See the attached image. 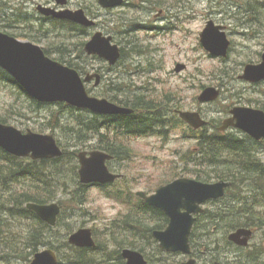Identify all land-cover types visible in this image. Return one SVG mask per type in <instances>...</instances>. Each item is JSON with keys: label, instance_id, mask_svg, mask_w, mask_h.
I'll return each instance as SVG.
<instances>
[{"label": "rangeland", "instance_id": "374dc122", "mask_svg": "<svg viewBox=\"0 0 264 264\" xmlns=\"http://www.w3.org/2000/svg\"><path fill=\"white\" fill-rule=\"evenodd\" d=\"M126 2V5L107 9L98 0H69L66 6L56 0H0L1 31L21 41L40 45L50 58L78 69L83 77L87 73H101V85L95 86V81L86 82L92 96L119 104L120 101L135 102L143 98V103L151 101L153 106H157L160 119H163L162 125L154 126L156 132L153 134L116 136L108 132L110 128L106 120L98 118V132L95 126L89 125L80 130L78 136L70 133L68 127L78 130L79 122L89 123L96 114L67 103H48L37 107L19 84L0 73V121L23 132L32 130L54 134L64 151L76 152L74 157L68 155L62 161L38 167L47 168L44 170L48 175L46 180L56 179L54 186L49 188L55 197L48 203L55 201L63 206L60 222L49 232L45 239L48 245L40 246L41 250L47 247L57 249L60 264H71L69 261L77 257H68L74 256L80 248L69 243V236L81 227H90L97 244L108 247L111 252H121L124 248L139 250L150 264L181 263L190 258H195L197 264H214L216 261L224 264H264V253L259 257L255 255L256 259L250 258L253 251H264V227H256L250 245L241 248L234 243L227 245L228 235L233 230L226 233L228 228L225 224L218 222V226H213V223L207 226L208 214L227 202L234 203L232 193L235 189L223 199L210 200L205 204L206 213L201 218L198 216L200 220L194 226L191 238L193 254L189 256L181 252L162 251L153 231L167 228L169 219L162 211L154 213L146 210L136 195L138 191L153 194L180 177L216 182L222 180L217 176L218 171L235 169L232 157H229L230 163L225 167L209 165L200 153L202 148L197 139L202 129L194 130L176 110L199 112L208 121L206 130L210 136L215 132H228L248 137L238 129L221 132L219 128L235 106L264 110V82L256 85L239 78L245 65L258 63L264 52V0ZM39 5L56 10L85 9L97 25L92 28L78 25L79 29L71 30L69 21L61 20L67 22L62 26L59 19L43 15L38 10ZM208 21L224 27L231 42L227 57L214 56L202 45L201 32ZM98 31L111 36L112 42L124 50L114 66L85 52V44ZM178 63L186 65L181 72L176 71ZM207 87L220 89L221 95L212 102L201 103L198 97ZM178 119L181 120L179 124L176 122ZM117 139L119 142H115ZM108 142L118 143L119 159L111 161L109 168L122 177L104 188L82 184L78 153L100 150ZM261 142L264 144V140ZM259 147L255 154L264 162V148ZM3 152V149L0 150V219L8 221L11 226L8 230L16 232L18 240L0 236V255L13 249L29 253V248L24 246L30 242L32 233H28L33 222L18 216L11 218L6 209H12L14 201L23 194L40 196L44 186H39L38 190L37 184L29 179L14 181L16 176L10 174V177L8 172L15 163L30 166L34 160L12 154H9L13 156L10 158ZM6 175L9 178H5ZM243 176L245 178L246 175ZM7 179L10 180L5 183ZM253 184L252 180H248L241 188L248 191L257 187ZM117 192L120 197L116 196ZM136 204L138 208L135 210ZM257 211H261L258 215H264V206ZM127 220L137 225L138 230H131ZM203 232L210 234L202 237ZM84 251L87 256L100 254L98 249ZM33 257L30 254L24 260L18 257L0 258V264H30ZM122 263L126 264L123 258Z\"/></svg>", "mask_w": 264, "mask_h": 264}, {"label": "water", "instance_id": "95a60500", "mask_svg": "<svg viewBox=\"0 0 264 264\" xmlns=\"http://www.w3.org/2000/svg\"><path fill=\"white\" fill-rule=\"evenodd\" d=\"M60 5H67L68 0H56ZM126 0H98L103 8H115L123 5ZM38 10L45 16L67 19L83 25L94 27L96 21L91 19L84 9H62L43 5ZM223 26L208 21L201 32V42L204 48L214 56L227 57L230 40L227 38ZM111 36L103 32H96L91 40L85 44V52L98 56L114 66L122 56L119 45L112 42ZM0 67L9 73L25 91L34 99L42 103H67L78 109H87L102 115H131L135 109L120 105L107 98L92 96L86 87V82L95 81L99 85L102 74L88 73L85 77L73 67L50 58L45 50L30 41H21L18 38L0 31ZM185 64L178 63L176 71L181 72ZM240 79L256 83L264 80V54L259 64L248 63ZM221 90L207 87L198 97L199 102H212L218 99ZM179 116L194 129L207 124L199 112L177 110ZM231 115L223 121L220 131L233 127L242 130L255 140L264 139V110L250 106H235L230 110ZM0 147L17 157L37 159H53L64 153L53 134L37 133L32 130L23 132L15 126L0 122ZM113 155L102 150L80 151V182L83 184H109L120 178V174L109 169L108 161ZM231 186L227 180L204 182L190 177H181L160 187L155 193L147 194L138 191L137 196L144 199L149 205L163 211L169 218L165 229L153 231L160 247L165 252H181L192 254L191 234L197 215L204 212L203 205L209 200H217L225 196L226 189ZM27 208L34 211L50 226L57 224L61 214L58 202L37 203L28 202ZM254 230L240 227L228 235L229 241L241 247H247L253 237ZM69 242L79 247H95L96 241L93 230L83 227L69 236ZM126 264H148L144 254L139 250L125 248L122 251ZM58 257L51 248H46L35 254L30 264H57ZM170 264H197L195 258L181 263ZM215 264H223L216 262Z\"/></svg>", "mask_w": 264, "mask_h": 264}, {"label": "trees", "instance_id": "16d2710c", "mask_svg": "<svg viewBox=\"0 0 264 264\" xmlns=\"http://www.w3.org/2000/svg\"><path fill=\"white\" fill-rule=\"evenodd\" d=\"M62 26H64L67 22L65 21H58ZM68 26L71 30H77L79 29L78 24H75L73 22H68ZM124 50H122L123 52ZM72 65V64H70ZM0 73L7 78L9 81H14L5 71L0 69ZM21 88V87H20ZM24 92L25 90L21 88ZM143 98H138L135 102L130 101H120L121 104L125 106H129L134 108L136 111L132 115H118V116H102L98 117L95 115V117L90 120L89 123L85 122H79L78 124V130L74 128H69L68 131L72 134L80 136L81 133L80 130L84 129L85 127L91 125L95 126V130L98 132L99 130V123L98 118H101L103 120H106L108 124V130L109 133H113L116 136L120 135H126V134H134V135H146V134H153L156 132L155 125L156 124H163V119L161 118V115L159 114L157 110V106H153V102L149 101L146 103H143ZM35 105L37 107H42L46 104L40 103L33 99ZM62 105L63 103H59ZM64 107V106H63ZM70 107V106H68ZM154 113V114H153ZM154 117V118H153ZM156 120H159L157 123ZM177 124L181 122L180 119L176 121ZM96 124V125H95ZM98 124V125H97ZM176 124V123H175ZM157 126V125H156ZM207 126L204 127L200 132L198 136L199 145L201 146L200 153L203 155L204 160H207L209 165H212L214 167H221L226 166V164L229 162V157H232L235 164V169L233 171H223L217 173L218 178L220 179H226L230 180L232 182V186L227 190V194L231 193L230 191L232 189H235V192L232 193V199H234L233 202H227L222 206H219L215 211H212L210 214H208V219L206 220L207 226H210L213 223V226H218L217 223L225 224V226L228 228L226 230L227 232H230V230H236L240 227H248L255 229L256 227H264V215H258L260 214L257 209L260 206H264V162L258 159L256 156V150L259 149V146H262L264 148V144H262L261 141H256L252 139L250 136L244 137L241 135H237L235 133H220L215 132L214 135H208L207 134ZM124 133V134H123ZM115 142H119V140H115ZM121 144V143H120ZM118 143H111L108 142L102 149L112 153L115 155V158H119V152L117 151ZM120 148V149H119ZM119 150H122V146H119ZM2 151V149L0 148ZM4 151V150H3ZM7 157H13L9 155L7 152H3ZM69 155V156H68ZM74 157L76 156V152L74 153H68L65 151L64 155L60 158L52 159V160H38V161H32L30 166H25L23 164L15 163L14 168L8 172V174H12L16 176V179L14 181H19L21 179H29L31 182L37 184V189H39V186H44L42 190L43 192L39 193L38 195H27L23 194L20 199L15 200L13 204L12 209H6L8 210V213L11 218H16L17 216L20 218H25L28 220H31L33 222L32 229L29 230L31 234L30 242L26 243L28 246H24L25 248H29V253H25V251L17 252L15 249L10 251H5V254H1V259H11L12 257H18L21 260H24L29 256L30 254H33L35 252V249L43 246L45 244H48L45 239L49 232L56 228L60 222L59 221L56 227H51L48 224H46L43 220H41L35 212L28 209L26 207V204L28 202H37V203H48L49 201L53 200L55 197V193L52 192L49 188H52L54 186V182L56 179H48L45 178L48 177V175H45V169H39L38 167H46L48 164L54 162L62 161V159L66 157ZM15 158V157H14ZM17 159V158H16ZM18 160V159H17ZM230 163V162H229ZM31 167V169H30ZM10 169V168H9ZM238 169V170H237ZM243 175H246L245 178ZM11 177V175H10ZM5 178H9L8 175H6ZM10 179H7L8 183ZM248 180H252L253 185H257V187H251L248 189V191H245V189L241 188V186ZM53 182V183H52ZM79 184V183H78ZM238 184V186H236ZM236 186V187H234ZM247 193V194H245ZM250 193V194H249ZM118 197H120V193L117 192ZM226 194V195H227ZM221 200V199H220ZM141 201V206H143L146 210L152 211L154 213H160L158 209H154L153 207H150L148 204H146L143 200L139 199ZM79 203H81L79 201ZM238 203V205H237ZM4 207V206H2ZM63 208V206H62ZM137 204L134 206V209L136 210ZM257 212V213H256ZM162 213V212H161ZM206 213V211H205ZM249 215V216H248ZM202 215L199 217L201 218ZM207 216V215H206ZM198 217V221L200 220ZM197 221V222H198ZM196 222V223H197ZM126 223H128V227L131 230H138V226L133 224L131 220H127ZM210 224V225H209ZM215 224V225H214ZM11 227L8 223V221H2L0 219V236L3 238H10L9 236L14 237L17 239V233L14 231L8 230ZM158 227V226H157ZM210 233L203 232V236H208ZM202 239V238H201ZM6 240V239H5ZM13 240V238H12ZM34 241L36 242L34 244ZM192 242V239H191ZM227 245H232L233 243L229 240L226 241ZM77 253L74 256L71 257H77L73 258L72 261H69L71 264H123L122 263V257L120 252H111L104 250L103 254H91L90 256H87L85 254L84 249H77ZM100 252V251H97ZM96 252V253H97ZM206 252V251H204ZM4 253V252H3ZM264 251H253L250 257L251 259H256L260 255H262ZM254 254V255H253ZM4 256L3 258L1 256ZM20 255V257L18 256ZM257 255V256H255ZM108 256H113V263H111L112 260L108 259Z\"/></svg>", "mask_w": 264, "mask_h": 264}, {"label": "flooded vegetation", "instance_id": "af4514ba", "mask_svg": "<svg viewBox=\"0 0 264 264\" xmlns=\"http://www.w3.org/2000/svg\"><path fill=\"white\" fill-rule=\"evenodd\" d=\"M68 2H69V0H68ZM68 4V3H67ZM127 4V2H125L123 5H126ZM123 5H121V6H123ZM64 6H66V5H64ZM0 9H1V6H0ZM85 10V9H84ZM0 12H1V10H0ZM85 12H86V10H85ZM86 14H87V12H86ZM88 15V14H87ZM89 16V15H88ZM90 17V16H89ZM92 19V18H91ZM95 20V19H94ZM69 21V20H68ZM1 22V21H0ZM96 25H97V22H96ZM95 25V26H96ZM6 26V25H5ZM8 26V25H7ZM10 26H13V25H11L10 24ZM94 26V27H95ZM92 28V27H91ZM1 31V30H0ZM1 32H4V31H1ZM4 33H6V32H4ZM8 34V33H7ZM13 36V35H12ZM263 54H264V52L261 54V60L258 62V63H256V64H259V63H261L262 62V60H263ZM89 55V54H88ZM90 56H94V55H90ZM119 62V61H118ZM117 62V63H118ZM252 64H254V63H252ZM116 65V64H115ZM247 65V64H246ZM245 65V66H246ZM245 68V67H244ZM244 71V70H243ZM93 73H95V72H93ZM88 74V73H87ZM101 74V73H100ZM102 78H103V76H102ZM239 78H240V76H239ZM103 80V79H102ZM102 80H101V83H102ZM242 80V79H241ZM94 80H92V81H90V82H93ZM242 81H244V80H242ZM245 82H247V81H245ZM264 82V80H262V81H260V82H256V83H251V82H247V83H250V84H256V85H259L260 83H263ZM101 83L99 84V85H101ZM99 85H97V86H99ZM96 86V85H95ZM121 105H123V104H121ZM230 116V115H229ZM100 150H102V149H100ZM102 151H106V150H102ZM90 152V151H89ZM106 152H108V151H106ZM108 153H110V152H108ZM110 154H112V153H110ZM113 155V154H112ZM114 157H113V159L112 160H110V161H108V166H109V163L111 162V161H113V160H115V159H117V158H115V155H113ZM119 159V158H118ZM197 179V178H196ZM198 180H201V179H198ZM226 180V179H225ZM203 181V180H202ZM228 181H230V180H228ZM208 182V181H207ZM113 184V183H112ZM111 184V185H112ZM95 185H98V184H95ZM99 187H101V188H104V187H106V185H98ZM217 201V200H216ZM204 207H205V205H204ZM198 221V220H197ZM81 228H83V227H81ZM80 229V228H79ZM96 240V239H95ZM36 242L34 241V244H35ZM46 245V244H45ZM45 245H43V246H45ZM48 245V244H47ZM98 245L99 244H97V242H96V246L95 247H78V246H75V247H77V248H80V249H84V250H90V249H93V250H97L98 249V251H100V252H98V253H100V254H103V251L104 250H106L107 249V251H109L108 250V247H104V246H101V245H99V246H101V247H98ZM47 248H51V247H47ZM44 249H46V248H44ZM51 249H53L55 252H56V254H57V257H58V264H60V258H59V252H58V250L57 249H54V248H51ZM125 249V248H124ZM39 251H41V248L40 247H38V248H36L35 249V252L33 253V256H35V254L36 253H38ZM123 251V250H122ZM122 251L120 252V254H121V257L123 258V259H125L124 257H123V255H122ZM145 256V255H144ZM145 258H146V256H145ZM108 259L109 260H112L111 261V263H113V259H114V257L113 256H108ZM147 259V258H146ZM126 260V259H125ZM147 261H148V264H150V261L147 259ZM216 263V262H215Z\"/></svg>", "mask_w": 264, "mask_h": 264}, {"label": "bare ground", "instance_id": "6f19581e", "mask_svg": "<svg viewBox=\"0 0 264 264\" xmlns=\"http://www.w3.org/2000/svg\"><path fill=\"white\" fill-rule=\"evenodd\" d=\"M85 110V109H84ZM154 114V113H153ZM154 118V117H153ZM124 134V133H123Z\"/></svg>", "mask_w": 264, "mask_h": 264}]
</instances>
